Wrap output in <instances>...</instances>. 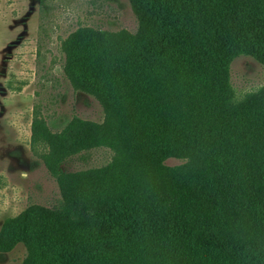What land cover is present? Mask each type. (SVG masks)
<instances>
[{"label": "trees", "instance_id": "obj_1", "mask_svg": "<svg viewBox=\"0 0 264 264\" xmlns=\"http://www.w3.org/2000/svg\"><path fill=\"white\" fill-rule=\"evenodd\" d=\"M135 1L140 34L80 25L63 40L66 74L103 121L57 130L34 109L33 148L50 147L59 181L77 151L115 155L106 174L65 185V205L87 192L72 210L82 226H34L27 264H264V84L239 94L231 79L236 57L264 66V0Z\"/></svg>", "mask_w": 264, "mask_h": 264}, {"label": "rangeland", "instance_id": "obj_2", "mask_svg": "<svg viewBox=\"0 0 264 264\" xmlns=\"http://www.w3.org/2000/svg\"><path fill=\"white\" fill-rule=\"evenodd\" d=\"M140 14L135 0H0V264L29 262L28 234L34 226L45 235L56 219L65 222L66 229L69 223L81 227L72 210L81 206L87 192H69L71 202L65 205L64 188L74 183L73 178L102 176L113 167L111 147L82 149L63 160L66 176L59 181L44 158L50 147L42 143L38 152L33 148L37 105L57 130L75 116L92 122L105 116L100 100L75 88L67 76L63 40L80 25L127 32L130 38L140 34ZM231 79L239 94L257 89L264 84V66L251 56L236 57ZM53 134L57 142L68 137L66 132ZM183 161L172 157L166 163ZM70 214L75 221H70ZM10 217L20 220L5 228ZM21 219L24 224L19 226ZM56 228L64 233L63 225ZM76 242L80 244L79 234Z\"/></svg>", "mask_w": 264, "mask_h": 264}]
</instances>
